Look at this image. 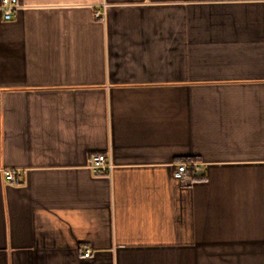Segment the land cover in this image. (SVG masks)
Segmentation results:
<instances>
[{
	"label": "crops",
	"instance_id": "obj_1",
	"mask_svg": "<svg viewBox=\"0 0 264 264\" xmlns=\"http://www.w3.org/2000/svg\"><path fill=\"white\" fill-rule=\"evenodd\" d=\"M3 1L0 264H264V0Z\"/></svg>",
	"mask_w": 264,
	"mask_h": 264
},
{
	"label": "built area",
	"instance_id": "obj_2",
	"mask_svg": "<svg viewBox=\"0 0 264 264\" xmlns=\"http://www.w3.org/2000/svg\"><path fill=\"white\" fill-rule=\"evenodd\" d=\"M19 8L17 0H4L1 5L4 19H10L12 14ZM106 6H102L100 10L95 12L96 17H103L105 15ZM89 167L95 173H109L113 168V163L103 154L93 155L89 161ZM203 173L201 165L196 162H181L178 163L174 170V177L185 184H191L194 182L197 176ZM7 180H13V174L8 173L6 175ZM90 251L87 250L84 254L85 257H89Z\"/></svg>",
	"mask_w": 264,
	"mask_h": 264
}]
</instances>
